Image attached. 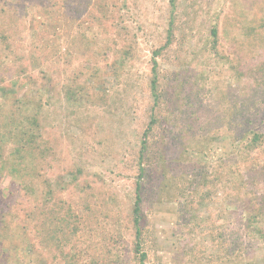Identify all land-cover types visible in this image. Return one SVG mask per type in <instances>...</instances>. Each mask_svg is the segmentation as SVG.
<instances>
[{"label": "rangeland", "instance_id": "obj_1", "mask_svg": "<svg viewBox=\"0 0 264 264\" xmlns=\"http://www.w3.org/2000/svg\"><path fill=\"white\" fill-rule=\"evenodd\" d=\"M23 95L41 107L23 114L40 123L29 132L41 150L1 126L0 264H138L131 220L152 116L146 264H264L243 221L253 205L237 202L259 193L246 170H264V0H0L1 124ZM53 211L71 216L70 242L60 228L54 238Z\"/></svg>", "mask_w": 264, "mask_h": 264}, {"label": "trees", "instance_id": "obj_2", "mask_svg": "<svg viewBox=\"0 0 264 264\" xmlns=\"http://www.w3.org/2000/svg\"><path fill=\"white\" fill-rule=\"evenodd\" d=\"M211 35L215 38L218 35V29L216 27H213L211 30ZM1 41H4V39L1 38ZM158 66L157 61H154V67L152 69V79L150 80L149 83V88H150V93H151V97L153 99V103L155 105H158L159 100L161 99V96L159 94V75H158V71L156 70ZM20 105H19V110H22V114L18 113L17 115H15V117H8L5 124H1L0 123V128L1 126H4L7 128H9L11 131H16L14 128H19L21 129V134H19L20 136L16 135L17 137H15V139L17 140V142H21L22 144L28 145L29 148H35V150H41V142L36 139L35 135L33 133H30L29 131H31L32 129H38L40 127V123L38 122V120L36 119V117H34L33 119H29L30 117H25L23 114L25 112H28L29 109L28 107H30L31 109L34 110H41V107H39V105H37L34 102H31V99L28 98V95H23L20 97ZM28 100V104L26 103V101ZM24 119L22 121L16 120V119ZM31 120V121H29ZM22 124V125H21ZM23 124H25L23 126ZM154 124H157V121L155 119L154 116H152L151 121L146 129V131L143 134V139H142V147L140 149L139 152V167H138V171H139V178L136 183V199H135V204H134V209L132 211V226L135 232V238H134V243H133V253L136 256V262H138V264H146V259H147V253L144 251L143 246H142V236H143V227H142V215H141V204H142V190H143V184H142V180L144 178H146L147 175V170L145 168V161L148 162L150 161V159H152V153L151 156L148 155L150 154V150H149V141L150 138L154 131ZM21 127V128H20ZM254 141L253 142H261L260 140V135L259 134H254ZM19 137V139H18ZM7 138V137H6ZM5 138V139H6ZM19 140V141H18ZM38 142V143H37ZM252 142V143H253ZM250 144H247L245 146H248ZM35 146V147H34ZM244 148V146H242ZM41 161H43V155H38V159L35 160V162H37V164H41ZM34 162V163H35ZM32 170L34 169L33 167L31 168ZM247 176L249 177H255L257 178V176H259L262 180L260 181V183H258L260 185L259 188V193L254 197V199L252 200H248L245 201L244 199H237V202H240L239 207H241L242 202L243 204H248L251 203L253 205L252 207V212L249 213V211L246 209V214L243 213V221H244V226L245 229L248 230L250 233H253L255 236L258 234H261V239H264V230H263V226H264V170H260L257 166V164H254L253 168L246 170ZM34 172V171H33ZM255 175V176H254ZM39 177V171L37 169L36 172L33 173L32 179H31V183H33L30 186H34L36 180H38ZM29 186V187H30ZM239 186H241V183L239 184ZM37 192L39 191V196L40 198H42V202L36 207L37 209L41 210V212L38 214L39 216H36L35 219L37 220V232L39 233L40 237L42 238V240H45V233H46V216L44 217L45 214V209L44 206H46V201L44 200V192H43V188H38L36 189ZM236 206V205H234ZM36 211V210H34ZM58 213L59 211H53V221H52V225L54 227V230L52 231V234L54 236V238H57L55 231L56 229L59 230V228L63 231L64 235H67L65 242H70L71 240L68 239L69 238V234H72V230L70 228V224H72V220H71V216L67 213L65 215H60V218H58ZM60 214V213H59ZM44 217V218H43ZM58 224H61L62 227H59L58 225H56V222ZM20 256V254H18ZM228 256V255H227ZM24 257H28V256H24ZM72 264V263H69ZM242 264V263H241Z\"/></svg>", "mask_w": 264, "mask_h": 264}]
</instances>
